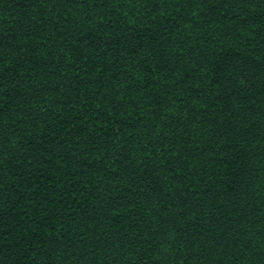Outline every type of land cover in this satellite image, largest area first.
Returning <instances> with one entry per match:
<instances>
[{"label":"trees","instance_id":"1","mask_svg":"<svg viewBox=\"0 0 264 264\" xmlns=\"http://www.w3.org/2000/svg\"><path fill=\"white\" fill-rule=\"evenodd\" d=\"M0 264H264V0H0Z\"/></svg>","mask_w":264,"mask_h":264}]
</instances>
